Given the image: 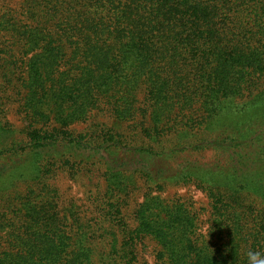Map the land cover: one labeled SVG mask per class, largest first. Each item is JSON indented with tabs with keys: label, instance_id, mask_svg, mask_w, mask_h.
Returning a JSON list of instances; mask_svg holds the SVG:
<instances>
[{
	"label": "trees",
	"instance_id": "obj_1",
	"mask_svg": "<svg viewBox=\"0 0 264 264\" xmlns=\"http://www.w3.org/2000/svg\"><path fill=\"white\" fill-rule=\"evenodd\" d=\"M14 12L0 18V75L25 124L6 121L0 98V264H134L145 237L158 264L264 251V0H25ZM93 110L141 117L136 137L72 129ZM205 149L218 156L193 158ZM83 160L105 178L95 218L50 181ZM186 184L208 196L206 226L192 201L162 194Z\"/></svg>",
	"mask_w": 264,
	"mask_h": 264
},
{
	"label": "rangeland",
	"instance_id": "obj_2",
	"mask_svg": "<svg viewBox=\"0 0 264 264\" xmlns=\"http://www.w3.org/2000/svg\"><path fill=\"white\" fill-rule=\"evenodd\" d=\"M24 2L25 0H0V18L2 17L1 15L6 13L7 15H11V12L14 11V14L17 13L18 15ZM7 36V31L3 30V27H0V56H2V58L0 57V73H2L1 66L4 69V58H7L8 62L11 61V57L6 54L5 50H2L6 47L5 41H7ZM12 67L13 65L10 66L11 69ZM3 80L4 79L0 75V98L4 101L3 113L5 114V119L17 130H20L24 128L23 125L25 124L24 115L20 111V102L17 98L15 99L16 96L14 99H6L4 97L5 86ZM6 85L9 86V83H6ZM140 119L141 117L135 120L130 119L121 121L109 110H93L86 121L74 122L72 124V129L76 131L94 130V133L98 135L102 132L101 129L107 128L113 132L122 133L123 137L126 135L128 138H135L137 135L135 123ZM117 155L120 158L123 154L118 153ZM217 156L218 153L212 149H205L193 154V158L201 161H211ZM5 160H7L6 157ZM91 162L92 160H89V162L85 164V160L81 161V163H78L75 172L70 170L69 165L68 167L65 166V168L60 167L55 171L50 180L52 184L58 188L62 202L66 204V206L70 204L71 206L73 205L74 209L78 211V215L83 219L95 218L98 216V212L95 210L96 207L92 204V201L94 197H98L99 199L101 194L106 191L103 169H99L97 165L95 166ZM145 184L146 183L141 179H138L137 187L132 189L131 193L126 196L127 198L125 197L126 201L123 205V213L130 225H134L133 211L143 200L147 188V184ZM162 194L164 197H169L171 199L182 197L183 199L192 201L198 208L202 209L205 222L208 219V196L206 192L195 185H168L167 189L162 191ZM206 225L207 222L205 223V226ZM157 250L158 245L154 239L151 237L143 238L137 244L134 264H158L156 263Z\"/></svg>",
	"mask_w": 264,
	"mask_h": 264
},
{
	"label": "clouds",
	"instance_id": "obj_3",
	"mask_svg": "<svg viewBox=\"0 0 264 264\" xmlns=\"http://www.w3.org/2000/svg\"><path fill=\"white\" fill-rule=\"evenodd\" d=\"M245 255L247 264H264V251L249 249Z\"/></svg>",
	"mask_w": 264,
	"mask_h": 264
}]
</instances>
